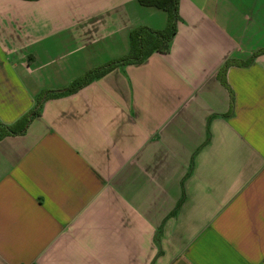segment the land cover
Here are the masks:
<instances>
[{
    "label": "crops",
    "instance_id": "obj_1",
    "mask_svg": "<svg viewBox=\"0 0 264 264\" xmlns=\"http://www.w3.org/2000/svg\"><path fill=\"white\" fill-rule=\"evenodd\" d=\"M178 13L167 53L0 139V264H264V0ZM166 21L137 0H0V123Z\"/></svg>",
    "mask_w": 264,
    "mask_h": 264
},
{
    "label": "trees",
    "instance_id": "obj_2",
    "mask_svg": "<svg viewBox=\"0 0 264 264\" xmlns=\"http://www.w3.org/2000/svg\"><path fill=\"white\" fill-rule=\"evenodd\" d=\"M36 1V0H28ZM144 7H152L163 10L167 14L165 27L161 30L149 28L147 26H138L129 33V51L122 57L108 61L100 66L92 68L82 75L75 78L68 86L56 90H44L36 98L34 108L27 114L18 119L11 125L0 123V139L5 136L21 135L25 132L30 121L39 115L43 103L50 99L63 97L77 92L79 89L97 80L115 68L138 65L143 63L153 53H167L170 48V43L177 31V23L179 21L178 3L179 0H137ZM259 51L254 56L259 54ZM240 62L237 60H228L217 73V77L221 84L227 87L226 71L230 66L248 65L253 60Z\"/></svg>",
    "mask_w": 264,
    "mask_h": 264
},
{
    "label": "built area",
    "instance_id": "obj_3",
    "mask_svg": "<svg viewBox=\"0 0 264 264\" xmlns=\"http://www.w3.org/2000/svg\"><path fill=\"white\" fill-rule=\"evenodd\" d=\"M33 264H36V263H33Z\"/></svg>",
    "mask_w": 264,
    "mask_h": 264
}]
</instances>
